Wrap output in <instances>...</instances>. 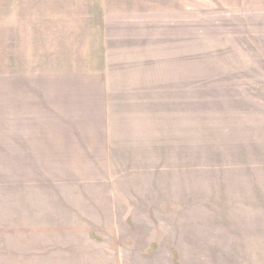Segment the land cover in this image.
Returning <instances> with one entry per match:
<instances>
[{
	"label": "rangeland",
	"instance_id": "374dc122",
	"mask_svg": "<svg viewBox=\"0 0 264 264\" xmlns=\"http://www.w3.org/2000/svg\"><path fill=\"white\" fill-rule=\"evenodd\" d=\"M8 3L0 264H264V0H99L104 73L31 89Z\"/></svg>",
	"mask_w": 264,
	"mask_h": 264
},
{
	"label": "crops",
	"instance_id": "0c3cea01",
	"mask_svg": "<svg viewBox=\"0 0 264 264\" xmlns=\"http://www.w3.org/2000/svg\"><path fill=\"white\" fill-rule=\"evenodd\" d=\"M9 0L7 26L12 29V60L26 75L38 77L43 87L51 80H82L102 75L105 40L99 0ZM14 69V68H13ZM12 73V72H10ZM42 87V88H43ZM37 98L45 100L42 89ZM33 104L34 98L28 97Z\"/></svg>",
	"mask_w": 264,
	"mask_h": 264
}]
</instances>
